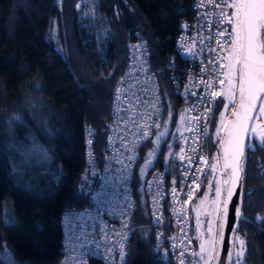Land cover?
I'll return each mask as SVG.
<instances>
[{"label":"trees","instance_id":"1","mask_svg":"<svg viewBox=\"0 0 264 264\" xmlns=\"http://www.w3.org/2000/svg\"><path fill=\"white\" fill-rule=\"evenodd\" d=\"M80 1L63 0L57 9L54 0H0V264H9L2 258L5 253L11 254L13 264H57L62 254V213L83 209L89 203L87 197L76 192L83 168L84 127L94 131L93 148L101 160L111 122L112 92L124 70L128 41H143L151 68L163 69L179 27L190 18L192 3L98 0L108 35L104 48L107 60L100 64L95 48L83 44L78 29ZM53 17L58 18L63 55L47 39V27ZM158 78L166 103L163 123L167 122L170 133L179 101L166 73H159ZM223 100L220 96L210 108L214 111H209L207 168L200 186L218 156L213 131ZM13 134L26 145H31L30 134L34 135L47 148L49 161L17 174L5 148L12 142ZM150 140L140 151L133 181L137 224L148 222L143 180L152 168L162 164L160 158L164 154V149L160 150L141 178L139 163ZM249 142L252 141L247 136L246 143ZM255 142L258 144L259 140ZM245 155L241 190L245 222L234 235L246 240L244 264H264V224L257 225V216L264 213V149L257 146L254 151L246 150ZM16 160L19 162L18 155ZM6 212L12 220H6ZM155 257L152 230L134 231L126 264L168 263Z\"/></svg>","mask_w":264,"mask_h":264},{"label":"built area","instance_id":"2","mask_svg":"<svg viewBox=\"0 0 264 264\" xmlns=\"http://www.w3.org/2000/svg\"><path fill=\"white\" fill-rule=\"evenodd\" d=\"M62 2L63 0H54L57 9L61 8ZM95 3L96 0H81L76 19L83 44L95 48L101 64L107 60L104 48L107 47L108 35L98 8L94 10ZM204 3L206 8L198 6L200 0H192L190 18L184 20L179 27L173 40V51L163 69L155 71L151 68L148 49L143 41H128L124 70L112 92L111 122L101 160L97 158L93 148L94 131L88 126L84 127L83 168L76 183V192L87 197L89 203L83 209L72 208L62 213V254L57 264H93V261L98 264H126L132 233L140 228L152 230L153 251L158 260L178 264L181 252H184V264H190L194 260L192 221L187 207L189 201H183L187 198L189 186L193 191L192 198L197 195L202 175L207 168L205 141L209 109L214 101L210 94L205 96L209 90L205 88L203 81L211 79L214 85L212 90L222 91L219 79L223 72L218 64L209 63L217 56L209 48L217 47L215 39L210 37L218 29L213 27L214 17L208 16L205 19V14L212 13L213 8L208 0H204ZM205 24L207 27H202ZM220 27L230 29L231 26ZM46 35L54 50L62 54L58 18L50 20ZM220 39L228 40L230 37ZM224 54L223 51L220 52L221 56ZM161 72L166 73L171 91L179 101V108L185 110V121L173 145L170 165H156L143 180L148 222L137 224L134 222L136 199L133 191L136 165L144 144L162 129L147 128L157 119L153 105L160 108L161 123L165 116L166 103L158 78ZM118 87L122 89L119 102L116 101ZM202 97L206 103L200 102ZM201 116L203 118L199 121L195 119ZM132 117L139 124L133 122ZM143 130L150 133V139L146 142H143ZM192 137L196 139L193 140ZM89 140L92 141L91 144ZM136 141H141L142 146L136 144ZM193 148L196 149L195 152L191 151ZM182 149L188 155L203 158L205 163L195 159L190 168L185 167L187 162L179 159ZM129 157L133 159L129 160ZM185 172L188 173L187 176L184 175ZM197 179L200 181L199 190L195 183ZM173 187L177 188L175 199ZM80 213L84 215L80 216ZM157 216L161 218L159 223L156 221ZM122 221H127V227ZM121 232L126 233V238L118 235ZM158 236L160 239H157ZM174 237L177 239L174 240ZM121 244L125 253L123 260L119 255ZM172 244H176V248H172Z\"/></svg>","mask_w":264,"mask_h":264},{"label":"snow or ice","instance_id":"3","mask_svg":"<svg viewBox=\"0 0 264 264\" xmlns=\"http://www.w3.org/2000/svg\"><path fill=\"white\" fill-rule=\"evenodd\" d=\"M213 8L212 13H206L205 19L208 16L214 17L212 21L213 27L218 30L215 35L210 37V39H215L216 48H209V51L217 53L209 63L218 64L220 69L224 71L220 73L222 78L219 79L220 84L226 83V88L223 91L212 90L214 85L211 79L203 81L205 88L209 92L205 93V96L210 94L213 101L217 97L223 96L225 100L229 103H225L224 107L227 109L230 103H236V92L239 93V101L236 109L233 111V116L235 117L229 124L224 123V113H221V122L217 131L220 128L227 129L226 138L220 141L221 147L223 148L224 156V167L231 169V174L229 178L223 182L217 180L215 186V198L209 201L208 194L205 193L204 198L200 200L197 206V239L201 240L200 243V253L193 252V256H200L203 264H212V261L216 260L219 264H225V258H222L219 252L216 250V245L219 243L222 247L225 244V229L228 226V215L230 211V205H232L233 212V223L229 229L232 233H238L240 224L243 221V194L238 196V202L233 204V196L237 194V186L239 185L242 189V184L240 182L244 179L242 173L245 170L246 162V150L254 151L257 146L264 149V134L260 135L258 144L255 142V137L251 138L252 142H245V135L249 130V121L254 118V110H258V115L264 117V0H208ZM205 5L204 0H200V5ZM79 7V6H78ZM98 8V0L94 4V10ZM231 9V12L228 11ZM221 25H230L229 28H221ZM202 27H207V24L202 25ZM230 37L228 40H223L220 38ZM230 45V46H229ZM142 47V46H141ZM146 51V49H144ZM223 51L225 54L220 55ZM146 63V61H144ZM202 71H207V69H202ZM121 88L116 89V101L121 100ZM196 95V93H191ZM159 99L158 97L156 98ZM201 103H206L207 101L202 97ZM259 102V103H258ZM155 108V114L157 119L153 120L151 125L147 128H155L157 130L163 128L156 132V139L153 144L157 147L151 149L147 156L152 157V160L148 161L145 168L149 164H152L157 155V148L163 150L164 143L167 141L164 139L170 133L167 128V122L161 123L160 108L157 105H153ZM119 110V105H117V111ZM210 112L214 109H209ZM203 117H195L196 120H200ZM18 119V117L16 118ZM133 122L139 124V121L135 117L131 118ZM184 117H181V123L183 124ZM11 123V122H10ZM139 130V129H138ZM10 128V132H11ZM252 131L255 132L256 128L253 127ZM143 142L150 139V133L148 130L142 131ZM183 138V137H182ZM31 145L24 144L15 134L12 136V142L5 146L6 151L9 153L8 160L11 162L13 170L22 175L24 171L28 168H32L35 165L43 164L49 161L47 152L39 145L34 135L30 134ZM193 140L196 137H192ZM92 141L89 140V144ZM136 144H141V141H136ZM169 148H173V145H169ZM191 151L195 152L196 149L193 148ZM19 156V162L16 160V156ZM132 160V157L128 158ZM179 159L182 162H187L185 167H191L192 161L195 159H200L201 163H205L203 158L196 156H191L187 154V151L182 149L179 154ZM169 163V158L165 159V164ZM212 171L215 172L217 169L216 164H212ZM201 171V169H197ZM185 176L188 175L187 172L184 173ZM264 175V173H262ZM175 184L176 182L173 181ZM197 184V190H199L200 181L197 179L195 181ZM212 181H209L211 185ZM222 184L226 185V197L221 200L222 194ZM173 198L175 199L177 188L172 189ZM103 193H98L102 195ZM250 194V192L248 193ZM193 191L189 186V190L186 194V200L183 203H187L192 199ZM5 207H7V201H5ZM131 207V205H129ZM183 209L181 208V211ZM223 216L220 218L219 226V241L217 240V233L214 230V225L216 223V218L220 213ZM201 213H206V215L213 217L207 221V231L209 233L208 239H203L200 234V224L199 219ZM155 214V210H154ZM68 215V214H66ZM83 216L84 213H80ZM6 220H12L13 217L5 213ZM160 217H156L157 223L160 222ZM122 223L127 227V221H122ZM264 224V213L257 216V225ZM118 235L126 238V233L121 232ZM160 239V236L157 237ZM174 240L177 238H173ZM232 250L227 251L225 249V257L227 264H244V257L246 256V240L240 238L238 234L232 236ZM239 244L240 248L237 249L236 245ZM172 248H176V244L171 245ZM119 255L122 260L125 255L123 250V244H121ZM184 252L180 253L178 258V264H184L183 260ZM206 257V258H205ZM9 264H13L11 261V254L5 253L2 257ZM191 264H200V260H194Z\"/></svg>","mask_w":264,"mask_h":264},{"label":"rangeland","instance_id":"4","mask_svg":"<svg viewBox=\"0 0 264 264\" xmlns=\"http://www.w3.org/2000/svg\"><path fill=\"white\" fill-rule=\"evenodd\" d=\"M229 12H231V9H228ZM222 71H224L222 69ZM224 88H226V83L223 84L221 86L222 91L224 90ZM223 97V96H222ZM224 99V97H223ZM225 103H229L227 100H223V106L221 107V110L219 111L216 121H215V126H214V131H213V138H214V142L218 144V140L216 141L217 135L218 139L220 137V133L222 131L223 128L219 129V132L217 131L218 127L220 126V122H221V113H224V123H226L227 118L229 116V111H231V107L233 105V103L229 104V107L226 109L224 107ZM184 117L183 120V124L185 121V110L184 108L180 107L177 110V115H176V121L174 126L172 127L170 134L168 136H166L164 139L167 141V143H164L163 145V149H164V154L162 155V157L160 158L161 163L164 166H169L172 160V148H169V145H174L176 138L179 136V134L182 131V127L183 124L181 123V117ZM263 118L262 116L258 115V111L256 110L255 114H254V118L251 121L250 127H249V131H248V138L251 139L252 137H255L256 140H259L260 135L264 134V128H263ZM255 127L256 131L253 132L252 128ZM156 139V136L153 137L150 140V143L147 147V149L145 150V154L142 157L140 163H139V172H140V177L143 178V176H145V174L147 173V171L152 167V164H149L147 168H145V165L148 164L149 160H152V157H148L147 154L148 152L157 147L153 144V141ZM43 147V149L47 152V156H48V150L45 146H43L42 144H39ZM160 150L157 148V155L156 158L159 155ZM169 158V163L165 164V159ZM156 160V159H155ZM212 164H216L217 165V169L215 172L212 171V167H210V171L208 173V178L205 182V184L203 185L201 191L199 192L198 196L196 197L197 199L195 201H193L194 198H192L189 202H188V210L190 212L191 215V221H192V243L193 246L195 248V253H200V243L201 240H198L196 237L198 235L197 233V213H196V209L197 206L200 203V200L204 198L205 193L208 194L209 197V201L215 198V186H216V181L219 180L222 182V174L220 171V166H219V158L218 156L214 157L213 163ZM212 166V165H211ZM209 181H212L211 185L209 184ZM221 200H222V194H221ZM201 224L199 226L200 228V234L203 237V239H208L209 238V233L207 231V221L210 219H213V217H210L208 215H206V213H201L200 217H199ZM218 220H219V216L216 218V223L214 225V230L216 233H218ZM237 249L240 248L239 244L237 243L236 245ZM197 257V260H200V264H203V261L200 259V256H195ZM206 258V257H205ZM195 260V258H194ZM193 260V261H194ZM191 264V263H190Z\"/></svg>","mask_w":264,"mask_h":264},{"label":"water","instance_id":"5","mask_svg":"<svg viewBox=\"0 0 264 264\" xmlns=\"http://www.w3.org/2000/svg\"><path fill=\"white\" fill-rule=\"evenodd\" d=\"M238 101H239V93L238 91L236 92V103L233 104L232 106V109L229 113V116L227 118V121L225 123V125L229 124L232 120L235 119V117L233 116V111L236 109L237 107V104H238ZM259 103V102H258ZM256 110H254V114H255ZM251 121H249V127H250V124H251ZM263 128H264V118H263ZM226 127L222 129L221 133H220V137L218 139V158H219V166H220V171H221V174H222V182L227 180L231 174V169L230 168H225L224 167V156H223V148L221 147V144H220V141L225 139L226 138ZM249 131V130H248ZM247 136H248V132L246 133L245 135V142L247 140ZM243 175V173H242ZM240 184H242V181L240 182ZM241 187L238 185L237 186V194L233 196V204L237 203L238 202V196L241 195ZM226 197V185H223L222 184V201L223 199ZM232 205H230V211H229V215H228V226L227 228L225 229V236H226V239H225V244L224 246L222 247L219 243H217L216 245V250L219 252L220 256L222 258H225V264H227V260H226V257H225V249H227V251H231L232 250V236L234 235V233H232L229 229L231 228L232 226V223H233V212H232ZM223 216V213L221 212L219 214V220H218V233H217V240L219 241V231H220V226H219V221H220V218ZM212 264H219L218 261L214 260L212 261Z\"/></svg>","mask_w":264,"mask_h":264},{"label":"flooded vegetation","instance_id":"6","mask_svg":"<svg viewBox=\"0 0 264 264\" xmlns=\"http://www.w3.org/2000/svg\"><path fill=\"white\" fill-rule=\"evenodd\" d=\"M233 104H234V103H233ZM232 106H233V105H232ZM231 108H232V107H231ZM229 112H230V111H229ZM204 184H205V183H204ZM204 184H203V185H204ZM202 187H203V186L200 187V190L198 191L197 195L194 197L193 201H195V200L197 199L196 197L198 196V194H199V192L201 191ZM192 226H193V225H192ZM195 260H197V257H195Z\"/></svg>","mask_w":264,"mask_h":264},{"label":"bare ground","instance_id":"7","mask_svg":"<svg viewBox=\"0 0 264 264\" xmlns=\"http://www.w3.org/2000/svg\"><path fill=\"white\" fill-rule=\"evenodd\" d=\"M78 181V180H77ZM155 258H157V257H155ZM168 264V263H167Z\"/></svg>","mask_w":264,"mask_h":264}]
</instances>
